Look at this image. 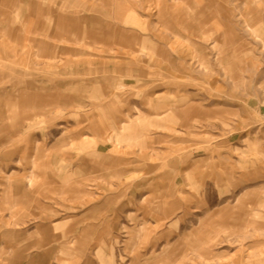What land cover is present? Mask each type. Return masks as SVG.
I'll return each instance as SVG.
<instances>
[{
	"label": "rangeland",
	"instance_id": "obj_1",
	"mask_svg": "<svg viewBox=\"0 0 264 264\" xmlns=\"http://www.w3.org/2000/svg\"><path fill=\"white\" fill-rule=\"evenodd\" d=\"M161 1L0 0V264H264V0Z\"/></svg>",
	"mask_w": 264,
	"mask_h": 264
},
{
	"label": "crops",
	"instance_id": "obj_2",
	"mask_svg": "<svg viewBox=\"0 0 264 264\" xmlns=\"http://www.w3.org/2000/svg\"><path fill=\"white\" fill-rule=\"evenodd\" d=\"M161 3H162V1L159 0V2L156 3V5L161 4ZM156 13L159 16L158 10L156 11ZM104 36L105 37L103 38L102 35H100V34L87 33L85 35L83 33V34H79L78 36H76L77 37L76 39H77V42H81V43H79V46L80 47L85 46L87 44H91L93 46V45H95V43L109 42L108 40L110 39L109 37L111 35L108 33L107 34V37H106V35H104ZM120 44H122L121 45L122 48H124V46H129L128 44H125L123 42L122 43H119V45ZM129 128H130L129 125L128 126H125L123 124V125H119L118 130L120 131V133H122L124 130H127ZM34 161H35V159H33V163H34ZM34 169L35 168H33V171H32L33 173L36 171ZM31 180H32V177L30 178V181ZM159 200L160 199H158V202H156V203H149L148 205L142 206V214H143L142 215V218H143V220L146 218V214H150L151 216L156 217V218H159L160 217L161 213L164 211V207H163V205L161 206ZM147 236H148V234H147Z\"/></svg>",
	"mask_w": 264,
	"mask_h": 264
},
{
	"label": "bare ground",
	"instance_id": "obj_3",
	"mask_svg": "<svg viewBox=\"0 0 264 264\" xmlns=\"http://www.w3.org/2000/svg\"><path fill=\"white\" fill-rule=\"evenodd\" d=\"M146 210V209H145ZM145 218V217H144ZM148 219V218H147Z\"/></svg>",
	"mask_w": 264,
	"mask_h": 264
}]
</instances>
